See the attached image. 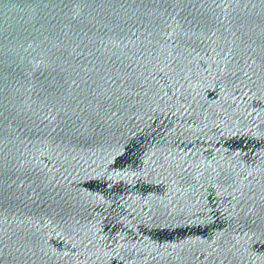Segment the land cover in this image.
I'll use <instances>...</instances> for the list:
<instances>
[{
  "label": "water",
  "instance_id": "1",
  "mask_svg": "<svg viewBox=\"0 0 264 264\" xmlns=\"http://www.w3.org/2000/svg\"><path fill=\"white\" fill-rule=\"evenodd\" d=\"M0 264H264V0H0Z\"/></svg>",
  "mask_w": 264,
  "mask_h": 264
}]
</instances>
